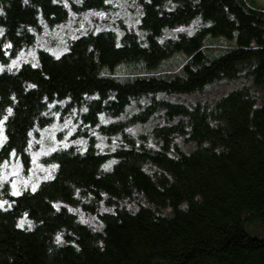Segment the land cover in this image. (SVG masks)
Listing matches in <instances>:
<instances>
[{
	"label": "trees",
	"instance_id": "16d2710c",
	"mask_svg": "<svg viewBox=\"0 0 264 264\" xmlns=\"http://www.w3.org/2000/svg\"><path fill=\"white\" fill-rule=\"evenodd\" d=\"M127 1L135 25L120 20L118 33L80 35L60 59L39 51L38 67L0 73V120L13 109L0 167L15 149L28 171V134L50 127L55 114L76 115L78 135L88 141L83 154L76 151L83 146H72L44 157V165L59 168L35 193L17 197L9 185L2 189L1 200L12 207L0 209V264H264V237L246 229L264 225V8L257 0ZM67 3L0 0L6 30L0 64L32 47L43 25L112 10L104 0ZM191 26V36H167ZM207 40L233 47L214 53ZM9 42L13 47L5 49ZM178 55L187 58L181 75L108 74L123 65L154 70ZM225 83L236 88L195 98ZM100 114L113 123L100 124ZM92 130L114 139L116 151L101 152ZM113 159L118 163L105 171ZM135 200L144 204L126 207ZM103 205L114 210L100 213ZM69 208L98 214L103 229L82 223Z\"/></svg>",
	"mask_w": 264,
	"mask_h": 264
},
{
	"label": "rangeland",
	"instance_id": "374dc122",
	"mask_svg": "<svg viewBox=\"0 0 264 264\" xmlns=\"http://www.w3.org/2000/svg\"><path fill=\"white\" fill-rule=\"evenodd\" d=\"M257 4L260 8H264V0H257ZM112 10L110 12L106 13V16L104 18L90 15L91 12L84 13V14H71L69 21L66 24L56 26V27H47L43 25L41 32L36 36L35 44L32 47L25 48L17 53L14 59L20 56V53L23 52L24 56L21 58L20 63L21 65L27 64V63H36L37 62V53L39 51H46L45 49H52L55 51H61L65 47L68 48L69 43L74 40L73 36L79 37L80 35H83L88 32H96L97 29H101V31L104 30H115L118 33L119 27H118V21H124L126 20V23L129 25H135V14L133 13V9H131L129 6V2L127 0H112L110 3ZM134 8V7H132ZM105 13V12H104ZM88 16V19H85V16ZM186 29H192L193 33L196 30V26H191ZM180 33H187V32H170L167 34L168 37H178ZM206 45L208 46V50L214 52V53H220L222 51H225L228 48L233 47L231 43H228L226 40H207ZM35 52L36 59L33 58L30 53ZM51 54L50 51H47ZM12 60L9 61L8 64L11 63ZM27 61V62H25ZM187 61V58L185 56H174L173 58L163 62L159 67H157L154 70H146L140 65H123L115 68L113 72H109L108 74L114 75L115 77H119L120 79H135L140 77H147V76H157V75H170V76H177L182 74V67L183 64ZM17 70L16 68L13 69V71ZM5 71H7V68H5ZM4 71V72H5ZM236 88V86H233L232 84L225 83L219 86H215L212 88H209L204 94L200 96H195L196 99H202L204 101L210 100L215 98L216 96L222 95L225 92H228L232 89ZM192 100V99H190ZM66 121H71V124H69V127L64 129L63 131L55 130L56 139L63 140L64 136L68 132V130L72 127V125H79L78 120L76 118V115L64 117L59 115V119H57L52 125H57V128L59 126H62ZM51 125V126H52ZM47 127L45 129H49V133L53 131L52 127ZM79 128V127H78ZM78 128L76 132L69 137V142L72 140H78V139H85L81 134L78 135ZM143 128H139L137 132H142ZM82 131H89V129H83ZM92 132V131H91ZM90 132V133H91ZM49 133H45L44 129L37 130L33 133L31 137V144L32 147L29 148L30 152V158H31V167L26 171L24 167L22 166L21 162L15 157H11L9 161H7V164H3L0 167V183L3 184V187H0V194L2 189L9 185L11 191L12 187L11 184L14 181L17 185V190L24 192L27 190H31V186L37 178H42L47 173H45L39 165L43 164L42 160L45 155H42V149L47 150L48 147H50L54 142L49 138ZM34 137V138H33ZM44 139V144L41 145L37 143V141ZM101 143V141H100ZM107 147L103 148V151L111 150L112 146L114 145V139H105L103 141ZM116 145V144H115ZM77 146V145H73ZM82 146V145H79ZM59 151V150H58ZM35 155L36 163L33 164V156ZM49 156V155H48ZM44 165V164H43ZM45 168L48 166L44 165ZM28 182L27 190H25V182ZM43 182L41 180L40 184ZM39 184V185H40ZM0 201L1 200L0 198ZM141 204H144V202H140V200H135L133 202H127L126 206L129 209H137ZM6 205H4L5 207ZM112 209L106 206H102L100 213H104L103 209ZM1 209V208H0ZM78 211H75V213L79 220L81 221V216L85 220L89 221L90 227L97 230L103 229V224L100 220V217L98 214H92L85 212L83 209L77 208ZM111 212V211H110ZM246 229L248 233L252 236L256 237H264V225L263 224H249L246 225Z\"/></svg>",
	"mask_w": 264,
	"mask_h": 264
},
{
	"label": "snow or ice",
	"instance_id": "6c2138e0",
	"mask_svg": "<svg viewBox=\"0 0 264 264\" xmlns=\"http://www.w3.org/2000/svg\"><path fill=\"white\" fill-rule=\"evenodd\" d=\"M53 2L55 3V2H57V0H53ZM78 2H81V0H78ZM104 2L105 3H111L112 0H104ZM148 2L150 3L151 0H148ZM24 3L27 4L28 0H24ZM65 7H69V5L67 3V0H65ZM173 7H175V6H173ZM2 14H3L2 11H0V15H2ZM90 15H94V16H98V17L104 18L106 16V13H104V12H91ZM85 19H88L87 15L85 16ZM139 23H140V21L137 20V24H139ZM195 23H198V21L194 22V24ZM5 31L6 30L4 28H0V37H2L4 35ZM29 31H32V29H29ZM100 31H101V29H97L96 33L99 34ZM175 31L176 32H187V34L189 36L193 35V30L192 29H186L184 27L177 28V29H175ZM120 35H123V33H120ZM173 38H176V37H173ZM73 39H79V37L73 36ZM160 43H163V40H161ZM116 46L117 47H121L119 42L117 43ZM12 47H13V45L11 44V42H9L7 45H5V49H11ZM45 50L46 51H50L51 54L53 56H55L56 59H60L61 56H63L67 51H69V49L67 47H65L61 51H55V50H52V49H45ZM90 51H91V49H90ZM5 55L11 56L12 53L5 51ZM30 55H32L33 58L36 59L35 52L30 53ZM23 56H24V53L21 52L20 56L17 57L16 59H12L10 64H7V65L0 64V73H3L5 71V68H7L8 72H12L14 68L19 69L22 66L21 63H20V60H21V58ZM25 62H27V61H25ZM31 66L33 68L38 67L39 66L38 61L36 63H32ZM35 87H36V85H34V84L33 85H29V88H35ZM93 98L99 99L98 96L97 97H93ZM12 99L15 100L16 99L15 96H13ZM45 99L47 100V98H45ZM113 99H114V97H113ZM49 107H55V105H49ZM88 111H89V109L87 107L83 108V112L87 113ZM7 113L8 114L5 115L2 120H0V149H3L5 144L8 141V137H7V135H5L4 124L8 120L9 116H11L13 114V109L11 107H9L7 109ZM44 115H47V113H44ZM55 115H57V119H59V115L58 114H55ZM119 119H124V117L121 116V117H119ZM99 120H100V124H104V125L113 123V121H111L109 119H106L104 114H100ZM81 123H83V122L81 121ZM69 124H71V121H66L62 126H59V128H57V125H52L51 127H52L53 131L51 133H49V129H44V132L45 133H49V138L54 143L50 147H48L47 150H43L42 149V152H41L42 155L48 156V155H51L52 153L57 152L58 150H67V149L71 148L73 145H77V146L82 145L83 146V147H77L76 148V151L79 152L80 154H83V153L87 152V150H88L87 149V144H88L87 140L78 139V140H72L71 142H69V137H71L76 132V130L79 127V125H72V127L68 130V132L64 136L63 140H59L58 141L56 139L55 130L63 131L64 129L69 127ZM100 124H97L96 127L97 128L100 127ZM85 127H90V126L85 125ZM127 132H129V133H131L133 135L135 134V130L132 129V128H128ZM28 135L32 136L33 134L31 132H29ZM92 135L96 136L98 139H100L101 143L97 144L96 147L98 149H100L101 152H103V148L107 147V145H105L103 143V141L106 139V137L100 136L99 133H97L95 130H92ZM115 139L118 140L119 137H116ZM37 143L43 145L44 144V139H41V140L37 141ZM117 146L118 145H115V143H114V145L111 148V151L115 152ZM31 147H32V144H31V141H30L29 142V148H31ZM149 147H155V145H151L150 144ZM10 155L13 158H15L17 156L16 150L12 149ZM32 163L33 164L36 163L35 155L33 156ZM116 163H118L117 160H115V159L110 160L108 163L103 165V168H104L105 171H110L111 168H112V165H114ZM5 164H7V161H5ZM39 167L47 174L45 176H43L42 178H37L35 183L32 184V186H31L32 193H35L37 191L41 180L48 181V180L55 179V176H54L53 173H54V171L56 169L59 168V165L58 164H51L47 168H45V166L43 164H41V165H39ZM27 186H28V182L26 181L25 182V190H27ZM0 187H3L2 183H0ZM11 187H12V191H11V195L12 196H17L18 197V196L23 195V192L17 190V185H16V183L14 181L12 182ZM77 195H79V190H77ZM4 205H8V207L4 208ZM11 207H12V205L7 200L0 201V208H3L4 211H7ZM54 207L56 208L57 211L60 210V205L59 204L54 205ZM65 207H67V206H65ZM68 210L70 212L78 211V209H72V208H69ZM103 211L104 212H110V211H112V209L105 208V209H103ZM81 222L84 223V224H89V221L85 220L83 218V216H81ZM28 223H29V228H31V221H29ZM18 226L19 227H23L24 226V222L21 221V223ZM94 230H97V229H94ZM56 243L57 244L63 243L62 237L60 235L57 236Z\"/></svg>",
	"mask_w": 264,
	"mask_h": 264
},
{
	"label": "clouds",
	"instance_id": "9594fccd",
	"mask_svg": "<svg viewBox=\"0 0 264 264\" xmlns=\"http://www.w3.org/2000/svg\"><path fill=\"white\" fill-rule=\"evenodd\" d=\"M183 207L186 209L187 208V205H183Z\"/></svg>",
	"mask_w": 264,
	"mask_h": 264
}]
</instances>
